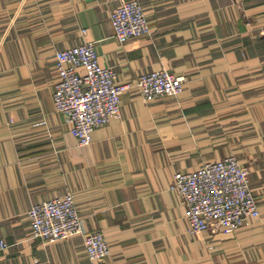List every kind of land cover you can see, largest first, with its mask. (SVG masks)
Wrapping results in <instances>:
<instances>
[{
    "label": "crops",
    "instance_id": "1",
    "mask_svg": "<svg viewBox=\"0 0 264 264\" xmlns=\"http://www.w3.org/2000/svg\"><path fill=\"white\" fill-rule=\"evenodd\" d=\"M121 1L0 0V264L85 261L79 235H29L28 209L66 192L110 245L101 264H264V0H137L149 33L119 42ZM82 42L118 80L165 68L182 90L146 101L130 87L80 146L52 92L55 51ZM227 155L248 168L260 215L191 234L174 173Z\"/></svg>",
    "mask_w": 264,
    "mask_h": 264
},
{
    "label": "built area",
    "instance_id": "2",
    "mask_svg": "<svg viewBox=\"0 0 264 264\" xmlns=\"http://www.w3.org/2000/svg\"><path fill=\"white\" fill-rule=\"evenodd\" d=\"M110 20L119 42L149 33V22L137 0H122L111 11ZM54 58L53 107L67 118L80 146L91 143L95 128L120 116L122 94L130 87H135L146 101L177 96L183 87V78L165 68L144 72L133 82L118 80L112 67L100 64L92 42L56 50ZM248 175V168L234 155L205 162L191 171L175 172L169 190L186 208L189 232L219 229L232 233L259 217ZM27 218L32 239L53 243L81 236L82 264H101L111 253L101 231L84 228L70 192L33 204ZM7 246L0 240L1 249Z\"/></svg>",
    "mask_w": 264,
    "mask_h": 264
}]
</instances>
